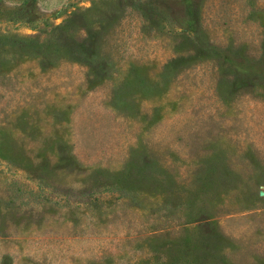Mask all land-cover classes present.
<instances>
[{"label":"rangeland","instance_id":"obj_1","mask_svg":"<svg viewBox=\"0 0 264 264\" xmlns=\"http://www.w3.org/2000/svg\"><path fill=\"white\" fill-rule=\"evenodd\" d=\"M0 264H264V0H0Z\"/></svg>","mask_w":264,"mask_h":264}]
</instances>
